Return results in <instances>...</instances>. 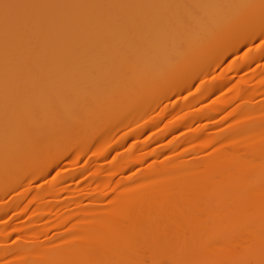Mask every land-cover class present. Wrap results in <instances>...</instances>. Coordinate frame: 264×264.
Returning a JSON list of instances; mask_svg holds the SVG:
<instances>
[{"label":"bare ground","instance_id":"obj_1","mask_svg":"<svg viewBox=\"0 0 264 264\" xmlns=\"http://www.w3.org/2000/svg\"><path fill=\"white\" fill-rule=\"evenodd\" d=\"M0 264H264V0H0Z\"/></svg>","mask_w":264,"mask_h":264}]
</instances>
